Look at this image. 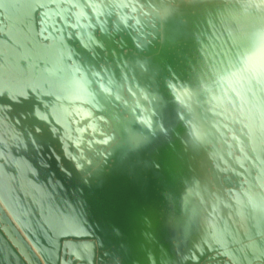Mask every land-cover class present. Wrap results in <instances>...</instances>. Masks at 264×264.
<instances>
[{"label": "water", "instance_id": "obj_1", "mask_svg": "<svg viewBox=\"0 0 264 264\" xmlns=\"http://www.w3.org/2000/svg\"><path fill=\"white\" fill-rule=\"evenodd\" d=\"M0 264H264V0H0Z\"/></svg>", "mask_w": 264, "mask_h": 264}]
</instances>
